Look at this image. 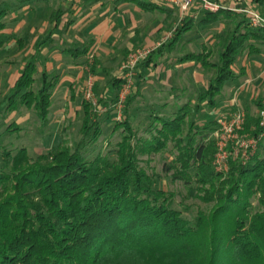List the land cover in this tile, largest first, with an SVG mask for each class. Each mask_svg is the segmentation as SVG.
I'll list each match as a JSON object with an SVG mask.
<instances>
[{"label":"trees","instance_id":"trees-1","mask_svg":"<svg viewBox=\"0 0 264 264\" xmlns=\"http://www.w3.org/2000/svg\"><path fill=\"white\" fill-rule=\"evenodd\" d=\"M31 1L51 2L22 3ZM117 1L134 3L146 12H164L168 28L176 18L175 9L158 3ZM8 14V4L1 3L0 32ZM183 21L173 42L139 63L147 67L154 54L174 46L191 29L187 18ZM203 23L224 25L218 58L210 50L179 61L199 63L211 76L209 85L200 91L195 105L189 101L169 118L153 116L146 129L149 138L139 137L130 121L134 98L129 96L124 118L111 132L120 139L110 157H86L87 147L100 135L97 111L87 101L82 103L83 137L77 146L61 140L54 151L36 158L26 148L16 153L0 148V264H220L224 249L222 264H264V146L259 142L246 164L230 159L228 172L218 173L213 166L216 121L199 126L192 119L203 103L215 107L225 86L238 78L233 67L240 56L264 50V27H252L246 16L227 10L208 13ZM70 52L83 58L90 49L81 46ZM115 82L119 89L121 81ZM54 85L46 72L39 73L29 62L6 97V111L33 110L44 124ZM117 101L118 97L112 103ZM107 105L99 101V108ZM259 121L260 115H247L244 132L264 133ZM17 129L13 124L7 132ZM162 152L172 154L163 165L165 175L193 187L204 201L218 204L210 221L199 214L191 225L176 208L174 194L156 188L154 177L141 166L142 157L148 161Z\"/></svg>","mask_w":264,"mask_h":264},{"label":"rangeland","instance_id":"rangeland-1","mask_svg":"<svg viewBox=\"0 0 264 264\" xmlns=\"http://www.w3.org/2000/svg\"><path fill=\"white\" fill-rule=\"evenodd\" d=\"M256 2V0H255ZM1 3L8 4L9 13H12V10H16L18 13L21 8L23 7L24 3L22 0H0ZM161 6H166L162 3L157 2ZM253 3V2H252ZM90 4V5H89ZM218 4V3H216ZM219 5V4H218ZM252 8L241 10V14L245 15L244 11L252 10L261 15L259 12V8L251 5ZM129 9L137 21L142 18L143 23H151L160 20L162 15L159 13H142L138 12L135 5L132 4H125V3H118L116 0H93L90 2H86V0H51V2L42 5L41 13L38 15L40 16L38 19L37 24L43 23L44 21L47 22V27H50L52 23L59 24V28H64V32L69 34L74 32V27H70V25L78 24L79 28L87 29L86 31L96 32V28L98 24H103L107 19L104 17L108 15L114 18L115 22L119 25L127 23L129 25L130 21L135 23L133 16L127 15L123 16L120 13L122 11H126ZM138 13H137V12ZM176 20L175 25H173V29L169 32L161 33L162 36L160 39L163 40H172L174 37V30L176 27H180L184 24L183 20L187 17V15L181 14L178 10L175 9ZM246 16V15H245ZM262 16V15H261ZM263 17V16H262ZM264 18V17H263ZM227 27L226 29H228ZM76 29V28H75ZM225 29V30H226ZM22 33L23 30H20ZM20 33V34H21ZM207 33L204 34V37ZM211 35H214L215 32H210ZM49 36L53 37L49 42L46 43L44 48L56 49L62 43L60 40L61 33L53 31L51 29L49 31ZM91 34H79V37L83 40H89ZM219 37L217 38H224L225 33L222 31L221 33L216 34ZM199 34L196 32L184 34V36L179 40L176 44L174 52L172 54V61L169 66H172L176 60V58H180L185 56L188 50L198 51L201 49V41L198 38ZM6 40V51L5 55L0 58V148L12 151L16 153L21 148H26L28 154L31 158H36L38 155L42 153H48V151H54L56 146L60 143L61 140H66L70 145L77 146L78 143L81 141L83 135L79 132L81 122H82V103L83 101H87V92H88V73H93L92 68L95 67L97 73H100L101 69L107 68H116L120 72L128 60V57L131 54H134L137 50H149L150 53L155 49L154 44H132L127 43L126 39L120 40L115 46V49L111 50L106 49L103 54L98 52L93 53L86 58L85 64L77 66L74 68L79 72L78 74L82 76V79L77 81L76 84H72L69 90H56L54 93L53 103L50 107V115L48 120L43 124L38 117L36 116L33 110H28L25 108H19V110L15 112H7L6 111V97L10 94L11 88L15 84V81L18 79L19 75L22 73L24 67L29 63H35L36 65H40V62L35 60H30L25 58L24 56H15L14 52L23 51V48L14 41L5 39ZM219 40V39H218ZM218 42L217 40L210 44H207V48L212 49L214 53V59L218 58L217 50H221L222 42ZM163 42V41H162ZM162 44V43H160ZM220 48L218 49V46ZM24 47V45H23ZM66 47V46H64ZM76 45L69 46V49H74ZM128 48L124 51V48ZM99 54V55H98ZM105 54V55H104ZM44 55V54H43ZM123 56L125 59L123 60ZM115 59L114 63H111L109 59ZM123 62L120 63V60ZM164 59V58H163ZM97 60V61H96ZM121 60V61H122ZM99 61V62H98ZM99 63L98 66L96 63ZM10 64V66H8ZM124 72V71H123ZM49 79L57 85L58 83V76L54 72H47ZM121 73V72H120ZM138 73V68L134 70L133 78L131 77L132 81H135V76ZM205 73V72H204ZM94 77V75H93ZM205 77L207 80L210 79V74L205 73ZM183 80L187 81L186 78H182ZM42 79L39 80L37 87L40 86ZM125 83V82H124ZM135 84V83H134ZM185 84V83H184ZM54 85V86H55ZM133 85V84H132ZM135 87V85H134ZM133 87V89H134ZM122 88V87H121ZM156 84H152L143 91L144 95L150 96L156 94ZM132 89V93H133ZM199 87L189 89L184 88L183 90H164L156 94V101L155 106L159 105L158 103H166L169 102V106H173L174 101L171 98L173 95H186L190 97V99L194 100L200 94ZM173 94V95H172ZM195 95V96H194ZM91 99L95 101L97 105V109L104 110L98 111V121H99V128H100V135L98 136V140L95 144H90L87 147L86 157L93 160L96 158L98 154H102V156L110 157L114 154L116 149V143L119 141V136H111L112 129L114 127L115 122L122 121L124 116L121 113V119L118 120V113L119 108L114 105V103L110 104V106H104L99 108V101L101 100L98 97V93L92 89V97ZM218 101V99H217ZM149 102V101H148ZM187 103V100H182L181 103H176V109L181 108L184 104ZM193 105L196 104V101L192 102ZM164 107L163 110L161 109L160 112H163V117L170 116L173 112L171 107ZM250 106V105H249ZM264 108V105H262ZM159 107V106H158ZM160 108V107H159ZM235 110H243L245 111L244 106L241 104L240 106H236ZM249 109L252 111H256V116L260 113V108L257 105H251ZM158 108H153L151 104H148L145 99H142L140 94L134 96L133 106L131 110V117L130 121L133 123L134 129L137 135L141 138H149V135L146 133L147 127L151 123V118L154 113L159 114ZM210 110V109H207ZM211 111V110H210ZM194 116L192 117V119ZM13 124L16 125L18 128L15 132H7L8 126H12ZM171 152H162L153 156V159L147 161V157H142V164L141 166L145 169L147 174L154 177L155 186L156 188L162 189L167 192H171L174 194L175 197V204L176 208L181 210L187 220L190 222L191 225H194L197 216L201 214L207 221H210L212 213L216 211L218 208V204L216 202H206L202 198L197 197L196 191L193 187L190 189L186 187L182 182H174L171 180V176L165 175L162 171L163 165L166 164L171 156ZM256 204V200L253 203ZM219 226L217 232L220 231ZM208 234H212L211 226L208 228ZM226 250L224 249L221 258L220 264L224 263V258L226 255Z\"/></svg>","mask_w":264,"mask_h":264},{"label":"crops","instance_id":"crops-1","mask_svg":"<svg viewBox=\"0 0 264 264\" xmlns=\"http://www.w3.org/2000/svg\"><path fill=\"white\" fill-rule=\"evenodd\" d=\"M210 1L218 3L219 6L221 7L220 10H227L232 13H239V14L242 13L241 10L250 9L252 8L251 5H254L256 8L257 7L259 8L258 9L259 12L264 17V2H257V1L255 2V0H210ZM86 2L88 1L86 0ZM116 2L120 3V1L117 0ZM44 4L45 3L36 4L32 1L28 3H24L23 7L18 13L16 12V10H12V13H9L7 15L4 21L5 29L2 32H0V41L3 43V47L0 50V58L3 57L5 53H7L5 39L11 40L12 42L14 41V44L17 41V44H19L23 48V51H20L18 53L14 52L15 53L14 55L16 57L24 56L25 58L27 57V59L35 60V62L39 61L40 65L39 66L36 65L38 67L39 73L42 72L56 73V75L58 76V80H57L58 83L54 87L51 103H53V98L55 94L54 92L56 90L58 89L60 91L69 90L72 84H76L77 81L82 79V76L78 74L79 72L77 71V69L75 70L74 68L82 64H85L86 58L90 55H93V53L98 52V50L99 53L102 54L105 51H107L106 49L111 48V50H113L116 47L115 45L122 39H126L127 43H132V44H137V43L138 44L145 43L148 45L154 44L155 49L153 51L157 50L160 46L164 44H168V42L170 41L171 42L174 41V37L172 40H167V41L163 40V38L162 39L160 38L162 36L161 33L169 32L173 29V25H175L176 18L171 22V28L170 27L168 28L164 24V21L166 19V14L164 12L161 11L146 12L134 3H125V4L135 5L138 12L159 13L162 15V18L160 20H156L152 22V24L143 23L142 18L140 19V17H138L139 20L137 21V18L131 15L132 12L129 9H127L126 11L125 10L122 11L120 14L123 16H127V15L133 16L135 23H132L130 21L129 25H127V23L119 25L114 21L115 20L114 18L105 15L104 17L107 19V21H105L101 25L98 24L97 25L98 27L96 28V32L95 31L88 32L86 31L87 29H85L84 31L83 27L79 28L78 24H73L70 25V27L71 28L74 27V32H71L69 35L64 32L65 27L60 29L59 24H54V22L50 27H47L48 24L46 21L40 23L39 25L37 24L39 20L38 18L40 17L38 15L41 13V11H43L42 5ZM208 13L209 12L200 9L197 5L194 6L187 13V17H186L187 24H190L191 26V29L187 31V35L193 32L198 33L199 34L198 38L200 39L202 46L201 49H198V51L188 50L187 52L189 53H187L185 56L206 53L207 51L212 50L207 48V44L209 42L210 44H213L216 40L218 42L221 41V38H217L219 36L216 34L222 32L224 25L219 24L216 26H208L205 23H203V19L206 17ZM51 29H53V31L61 33L60 40H62L61 41L62 43H60V46H58V48L49 50L48 48H44V46L46 45L47 42H49L53 38L51 37L52 35L51 36L48 35ZM20 30H23V32L21 33ZM210 32H215V34L211 35ZM80 33L91 34L89 36L91 38L89 40H84V39L82 40L79 37ZM205 33L207 34L204 37ZM179 40L175 42L174 46L166 48L162 53L154 54L153 57L151 58L150 64L147 67H145L144 64L139 63L140 65L138 64L135 68V69L138 68V73L134 78L135 81L133 82L131 79L133 85L127 98L129 96H133L134 98V96L137 97V95L140 94L142 96V99H145L146 102L148 104H151L153 108L156 107L158 108V110L156 111H158L159 114L154 113L152 117L158 116L161 118H169L178 110L176 109V103H181L182 100H187V102L189 101L195 102L197 99L196 98L194 100L193 99L191 100L190 97L186 95L181 96V95L172 94L173 96H171V98L174 101L173 106L172 105L169 106L170 104L168 101L166 103H158L159 105L155 106L154 104L156 101L152 102L151 100H156L155 95L159 94V92L164 90L184 91V88L186 87L192 90L194 87L205 89L209 85V80L206 79L204 71L201 69L200 64L197 63L196 61L180 62L179 60L185 57L182 56L180 58H176L175 60L176 63H174L172 66H169V64L172 61V54L174 52L175 46L179 42ZM72 45L74 46L76 45L74 49L81 46H87V47L89 46L90 53L83 58H77L72 54V52H70L72 48L69 49V46ZM219 48L220 45L218 46V49ZM127 49H128L127 47L124 48V51ZM221 51H222V46H221V50L220 49L217 50L218 52L217 54H219ZM124 59L125 57L123 56V60ZM114 60L115 59L113 58L109 59L111 63H114ZM121 60L119 62V65L121 62H123V60L122 61ZM98 62L96 63L97 66L99 64ZM2 65L3 64L1 63L0 66ZM8 66H10V64ZM117 67L113 69L110 68L109 70L103 67L100 70L101 72L97 73L95 67L93 66L92 68L93 73L90 74V72H87L89 76L88 79L90 77L93 79L94 91L98 93V97H100L102 101L108 104L107 106H110V104H112V102H114V100L117 99L121 87L125 82V77H124L125 71L121 70L120 73L117 70ZM233 71L238 76V78L235 81L230 82L225 86L222 95L217 98L218 101L216 103V106L213 108H209L207 103H203L198 113L194 115L193 119L199 126H204L209 122L216 121V118L219 115L233 111L235 110L234 108L236 106H240L241 104L245 108L246 117L247 115L250 117H257L256 116L257 112L255 110L251 111L249 107L251 105L254 106L257 105V107L260 108V106L264 105V50H262L260 54L248 55L247 53H244L242 56L239 57L237 64L233 67ZM133 75H134V71L132 74V78ZM182 78H186L187 81L183 80ZM115 80L121 81V85L119 89H117L114 86L116 83ZM154 83L158 87L156 88V91H154L156 94L153 93V95L150 96L144 95L143 91H145L147 87L152 86V84ZM132 89H133V93L131 92ZM132 106L129 111L130 117H131ZM167 106L171 107L173 112L170 116L163 117L162 113L166 109H164L163 112L160 111L161 109L163 110V108ZM207 109H210L211 111ZM123 110L124 107L122 108V112ZM260 143L262 144V146H264V134L261 138Z\"/></svg>","mask_w":264,"mask_h":264},{"label":"built area","instance_id":"built-area-1","mask_svg":"<svg viewBox=\"0 0 264 264\" xmlns=\"http://www.w3.org/2000/svg\"><path fill=\"white\" fill-rule=\"evenodd\" d=\"M154 3H162L167 7L178 10L181 14L187 13L194 7L198 6L200 9L216 13L221 7L210 0H147ZM249 23L252 27H264V18L257 12L248 10L244 11ZM150 54L149 50H137L134 54L128 57L122 70L125 71V83L123 84L118 101L115 106L119 108L118 120L121 119L120 111L124 107L125 100L132 88L131 77L133 71L140 61L145 59ZM93 88V79L90 77L88 82L87 100L93 104L96 111L97 105L91 99ZM100 111H104L103 109ZM259 126L264 129V109L259 113ZM246 113L243 110H233L223 113L216 118V130L213 133V139L216 146V153L213 160V166L218 173H227L229 170V160H238L242 164H246L258 149L259 142L264 133L258 136L251 135L244 132L246 124ZM253 129V128H252Z\"/></svg>","mask_w":264,"mask_h":264}]
</instances>
